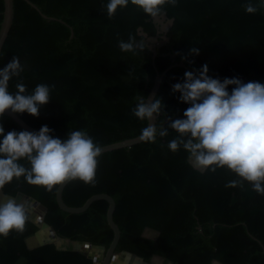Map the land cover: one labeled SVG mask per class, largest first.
<instances>
[{
	"label": "trees",
	"instance_id": "obj_1",
	"mask_svg": "<svg viewBox=\"0 0 264 264\" xmlns=\"http://www.w3.org/2000/svg\"><path fill=\"white\" fill-rule=\"evenodd\" d=\"M28 1L41 14L62 23L43 20L22 0H12V22L0 48V70L19 57L24 71L9 81L13 94L20 82L27 94L41 83L55 86L38 117L16 115L37 131L48 126L61 140L76 130L87 131L101 147L139 136L146 120L132 114L135 98H146L155 74L171 63L182 62L184 67L168 69L161 79L153 97L165 106L155 121L157 127H168L167 117L184 118L190 105L180 102V93H173L172 86L184 82L186 71L198 72L207 64L211 78L264 84V8L246 13L243 5L249 0H177L174 7L163 6L162 23L154 22L130 0L112 19L106 9L109 0ZM2 10L0 0V22ZM167 20L172 21L170 26L158 33ZM138 29L161 41L153 58L147 44L134 52L120 50L119 41L127 42L129 36L144 40ZM193 47L199 50L198 56L190 55ZM0 124L5 134L23 131L6 116ZM168 133L157 135L155 143L142 141L102 153L95 186L69 181L61 192L62 202L80 207L92 195L110 196L112 221L119 231L114 252H128L144 262L158 256L162 264H211L213 260L264 264V195L246 181L243 187H225L239 179L227 168L195 170L183 147L169 150L168 143L178 134L171 128ZM20 163L28 166L26 160ZM55 189L48 192L21 177L0 190L38 202L46 210L43 222L57 237L106 249L112 236L105 222L106 203L94 201L80 214L64 213L54 201ZM144 229L157 232V237H142ZM35 231L36 226L28 221L23 234L12 231L0 236V264H93L69 246L46 244L27 250L23 241Z\"/></svg>",
	"mask_w": 264,
	"mask_h": 264
},
{
	"label": "clouds",
	"instance_id": "obj_2",
	"mask_svg": "<svg viewBox=\"0 0 264 264\" xmlns=\"http://www.w3.org/2000/svg\"><path fill=\"white\" fill-rule=\"evenodd\" d=\"M150 17L162 15L163 6L173 7L177 0H130ZM129 0H109L106 5L108 19H112L118 8L127 7ZM248 14H255L264 8V0L243 5ZM123 52H134L137 43L133 36L127 42L119 41ZM190 55H199L196 48ZM24 71L20 59L14 56L0 70V118L6 112L27 113L38 117L40 107L50 101L52 88L45 83L36 85L27 94L23 82L16 84V92L8 90L9 81ZM207 64L198 72L186 71L184 82L172 86L173 93H180L179 100L190 105L183 113V119L169 120L168 127H157L155 121L164 111L160 98L137 96L132 114L141 121H148L142 129L139 140L155 143L159 137L168 136L171 128L178 135L167 147L172 152L181 147L188 153V163L197 171L227 168L239 179L229 181L225 187H243V182L252 185L253 191L264 195V84L244 83L239 78H211ZM232 86L229 93L228 88ZM48 126L38 132L9 131L5 134L0 124V189L13 179L23 177L29 185L41 186L53 192L56 186L67 181L79 180L85 184H96L98 158L102 147L94 143L85 130L69 131L67 138L54 137ZM26 160L27 165L20 163ZM31 206L17 203L15 199L0 202V236L7 237L15 231L23 234L29 221ZM212 264H221L213 260Z\"/></svg>",
	"mask_w": 264,
	"mask_h": 264
},
{
	"label": "water",
	"instance_id": "obj_3",
	"mask_svg": "<svg viewBox=\"0 0 264 264\" xmlns=\"http://www.w3.org/2000/svg\"><path fill=\"white\" fill-rule=\"evenodd\" d=\"M22 1L31 9L35 10L43 20L57 21L59 23H62L61 20H56L55 18L47 17L41 14L38 8L28 0H22ZM2 6H3V10L1 13L2 20L0 22V48L2 46V43L7 35L8 29L12 22V0H2ZM153 20L154 22L160 23L163 20H165V15L162 13L161 16L153 18ZM171 22H172L171 20H167L163 25H161L158 33L165 32L166 29L170 26ZM137 31H138V35L144 37V40L136 41L137 49H141L145 46V44H147V49L152 53V58H153L155 55L154 49L157 45H159L161 41H158V38L156 36L146 37L145 34H143L140 29H138ZM69 37H71V30ZM161 39L165 41V37L162 36ZM173 57H174V53L170 55L171 59ZM172 67H184V65L182 62L171 63L161 73L159 74L156 73L154 76L152 87L146 98L151 97L153 99L164 73ZM4 116L11 119L23 131L26 130L29 132H38L37 130L25 124L16 114H12L10 111L6 112ZM166 121L167 119L165 118L164 122ZM148 123L149 122L146 121V126ZM139 136L102 146L103 149L102 153L121 149V148H128L130 146L141 143L142 141L139 140ZM68 182L69 181L65 182L63 185L56 186L54 193V201L58 209L68 214H80L84 212L92 202L104 201L107 205L105 211V222L112 234L111 240L107 248L105 249L103 246L93 245L87 242H76V241L69 242L66 239H61L57 237L56 234L53 232L52 228L43 222V218L46 210L38 202L21 193H16L14 196H8L3 194L2 191L0 190V202H6L7 199L11 198V199H15L17 203H26L31 206V210L29 212V216H30L29 221L36 226V231L31 236L26 237L23 241L24 246L27 250H32L46 244H53L56 248H63L61 246L64 247L69 246L71 250L85 255L88 259L92 261L93 264H153L154 262L157 263L158 261L162 263L161 258H159L158 256L152 257L149 262H144L142 258L128 252L121 251L115 253L114 249L119 238V231L117 226L112 221V213L114 210V202L112 198L103 193L95 194L87 198L80 207H68L62 202L61 199V192ZM42 232H44V234H47V236L41 235ZM157 235H158L157 232L150 229H144L141 234L142 237L151 238V239H155Z\"/></svg>",
	"mask_w": 264,
	"mask_h": 264
},
{
	"label": "rangeland",
	"instance_id": "obj_4",
	"mask_svg": "<svg viewBox=\"0 0 264 264\" xmlns=\"http://www.w3.org/2000/svg\"><path fill=\"white\" fill-rule=\"evenodd\" d=\"M160 23H162V22H160ZM153 264H162V263H160L159 261L156 263V262H154Z\"/></svg>",
	"mask_w": 264,
	"mask_h": 264
},
{
	"label": "bare ground",
	"instance_id": "obj_5",
	"mask_svg": "<svg viewBox=\"0 0 264 264\" xmlns=\"http://www.w3.org/2000/svg\"><path fill=\"white\" fill-rule=\"evenodd\" d=\"M41 235H45V236H47V234H44V232H42Z\"/></svg>",
	"mask_w": 264,
	"mask_h": 264
}]
</instances>
